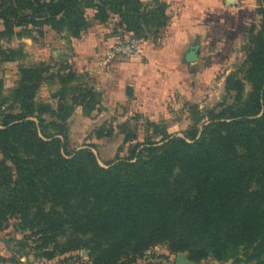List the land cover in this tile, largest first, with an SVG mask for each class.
I'll return each instance as SVG.
<instances>
[{"label": "trees", "instance_id": "trees-1", "mask_svg": "<svg viewBox=\"0 0 264 264\" xmlns=\"http://www.w3.org/2000/svg\"><path fill=\"white\" fill-rule=\"evenodd\" d=\"M89 8L95 20L117 18L116 28L140 39L169 22L162 0H0V63L24 56L22 45L3 46L13 35L42 37L49 27L80 38L92 25ZM258 12L246 98L242 81L229 77L234 104L212 111L201 130L137 143L108 168L66 127L76 106L97 104L95 89L80 85L84 75L67 62L52 73L46 62L20 66L18 111L2 108L0 80V231L17 218L46 260L87 251L91 264H132L163 244L195 262L264 264V6ZM48 76L61 85L55 108L35 101Z\"/></svg>", "mask_w": 264, "mask_h": 264}, {"label": "rangeland", "instance_id": "rangeland-1", "mask_svg": "<svg viewBox=\"0 0 264 264\" xmlns=\"http://www.w3.org/2000/svg\"><path fill=\"white\" fill-rule=\"evenodd\" d=\"M250 5L241 26H231L223 34L214 30L215 39L212 35L209 39L200 34L175 54L174 48L165 45L162 36L160 38V31L154 37L143 39L139 54L116 59L113 67L108 64L109 67L103 71L94 68L79 72L70 64L67 58L74 54V47L73 38L67 32L58 33L45 27L42 37L34 32L33 36L4 38V47L22 45L24 56L16 61L0 63L2 108L13 105L14 111L19 110V106L12 102V93L19 83L20 66L46 62L52 73L67 62L84 75L78 85L95 89L97 104L91 111L76 106L66 127L78 146L91 147L101 166L108 168L117 159L128 157L137 143L148 139L159 141L166 135L184 137V132L189 129L201 130L209 122L212 111L234 104L236 92L227 87L229 77L242 81L244 98L251 91L247 58L252 47V35L262 26L258 9L264 6V0H251ZM86 14L92 23V9H87ZM109 23L114 24V18ZM112 28L114 31V26ZM191 45L200 49L197 58L193 52L187 57ZM188 58L196 59L190 62ZM94 59L92 56L91 61ZM48 77L41 83L35 101L48 102L55 108L61 85L57 77ZM126 84L133 86L130 95L125 91ZM67 96L71 98V94ZM44 117L48 121L55 119L49 113ZM124 132L136 139L124 141ZM18 224V219L12 217L0 231V264H91L87 251L59 255L53 260L37 256L34 250L38 244L36 236L21 230ZM176 257L177 254L170 253L161 244L132 264H175ZM196 263L233 264V260L220 262L209 257ZM240 264L254 262L243 261Z\"/></svg>", "mask_w": 264, "mask_h": 264}, {"label": "crops", "instance_id": "crops-1", "mask_svg": "<svg viewBox=\"0 0 264 264\" xmlns=\"http://www.w3.org/2000/svg\"><path fill=\"white\" fill-rule=\"evenodd\" d=\"M162 1L168 3L167 14L169 22L159 34L160 38L162 36V41L164 40L165 45L174 48L175 54L191 43L194 38H198L200 34H203L204 38L208 37L210 39L211 35L214 37V34H212L214 30H218L223 34L231 26L234 28L241 26L244 22L242 18L246 17L247 11L251 6V0ZM94 15L95 10L92 9V17ZM116 21L117 18H114V24H111L109 22L100 23L98 20L93 19L92 25L86 33L82 34L80 38L72 39L74 47L72 52L74 54L68 56L67 59L70 64L74 65L75 69L79 72L90 71L94 68L103 71L109 67V65L106 67L99 66L97 64L98 56L104 55L110 46L132 35V33L126 32L122 28H116ZM148 41H151V39ZM190 52L195 53L197 58L200 49L197 50L194 45H191L190 50L187 52V57H189ZM92 56H95V59L91 61ZM195 59L188 58L190 62ZM113 63L115 62L110 63V67H113Z\"/></svg>", "mask_w": 264, "mask_h": 264}, {"label": "built area", "instance_id": "built-area-1", "mask_svg": "<svg viewBox=\"0 0 264 264\" xmlns=\"http://www.w3.org/2000/svg\"><path fill=\"white\" fill-rule=\"evenodd\" d=\"M143 45V39L135 36H128L125 40H122L112 46H110L104 53V55L98 56L97 63L100 66H107L116 59L127 58L133 55H137L141 52ZM158 246L149 249L146 253H151Z\"/></svg>", "mask_w": 264, "mask_h": 264}, {"label": "water", "instance_id": "water-1", "mask_svg": "<svg viewBox=\"0 0 264 264\" xmlns=\"http://www.w3.org/2000/svg\"><path fill=\"white\" fill-rule=\"evenodd\" d=\"M196 53H198V51H196ZM126 93L129 95L133 93V86L132 85H127ZM175 264H197V263L188 258V253L182 252V253L177 254Z\"/></svg>", "mask_w": 264, "mask_h": 264}]
</instances>
